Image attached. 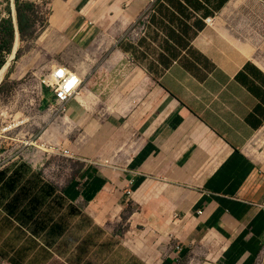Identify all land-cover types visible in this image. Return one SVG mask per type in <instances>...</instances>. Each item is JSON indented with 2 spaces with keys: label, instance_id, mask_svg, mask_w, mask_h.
Wrapping results in <instances>:
<instances>
[{
  "label": "crops",
  "instance_id": "0c3cea01",
  "mask_svg": "<svg viewBox=\"0 0 264 264\" xmlns=\"http://www.w3.org/2000/svg\"><path fill=\"white\" fill-rule=\"evenodd\" d=\"M37 2L50 9L37 39L80 55L51 81L74 72L99 89L97 116L84 90L65 106L83 124V169L63 195L116 240L101 264L120 251V264H256L264 0Z\"/></svg>",
  "mask_w": 264,
  "mask_h": 264
},
{
  "label": "rangeland",
  "instance_id": "374dc122",
  "mask_svg": "<svg viewBox=\"0 0 264 264\" xmlns=\"http://www.w3.org/2000/svg\"><path fill=\"white\" fill-rule=\"evenodd\" d=\"M21 1L37 6L32 19L35 36H39L48 25L49 7L37 0ZM10 18L18 26L16 0H0V52L4 44L2 28ZM37 38L22 40L19 36L18 50L0 84V171L13 164L26 163L46 183L58 188L57 197L64 198L66 187L83 169V163L74 158L72 151L82 141L83 124L81 119H68L66 108L58 105L53 90L42 86L41 81L57 67L73 63L80 55L72 54L73 51L67 54L66 47L58 54H50L52 41ZM14 41L11 53H4L5 63L13 53ZM21 66L23 73L16 76ZM83 90L92 97L97 116L99 89H86L83 84L80 92ZM55 200L57 204L50 213L63 218L60 225L63 230L58 235L61 238L49 239L48 246L35 249L29 234L16 231L15 226L1 225L0 264H101L106 259L116 240L92 226L82 212L83 204L71 206L67 200ZM126 258V252L120 251L116 264ZM256 264H264V248Z\"/></svg>",
  "mask_w": 264,
  "mask_h": 264
},
{
  "label": "trees",
  "instance_id": "16d2710c",
  "mask_svg": "<svg viewBox=\"0 0 264 264\" xmlns=\"http://www.w3.org/2000/svg\"><path fill=\"white\" fill-rule=\"evenodd\" d=\"M16 3L18 30L22 40L37 38L34 30L35 21L32 19L37 6L21 0H16ZM2 33L4 44L0 52V69L5 65V54L11 53L12 42L16 40V28L11 18L5 21ZM11 170L13 171L10 172ZM58 191L56 186L46 183L40 174L34 173L31 166L26 163L13 164L1 170L0 226H15L16 231L30 235L35 242V249L36 246L39 249L43 246L45 248L48 246V240H56L63 230L60 227L63 221L61 215L50 213L57 204L56 200L53 201L54 198L66 201L65 197H57ZM63 206L62 204L60 208ZM57 218L61 219L57 221ZM58 238H61V235Z\"/></svg>",
  "mask_w": 264,
  "mask_h": 264
},
{
  "label": "built area",
  "instance_id": "2783aa9c",
  "mask_svg": "<svg viewBox=\"0 0 264 264\" xmlns=\"http://www.w3.org/2000/svg\"><path fill=\"white\" fill-rule=\"evenodd\" d=\"M143 17L146 16L144 15ZM55 80L52 82L49 76L44 77L41 85L52 89L58 105L63 107L80 91L84 82L82 77L74 72L63 74L58 81ZM200 214H202L201 211Z\"/></svg>",
  "mask_w": 264,
  "mask_h": 264
},
{
  "label": "bare ground",
  "instance_id": "6f19581e",
  "mask_svg": "<svg viewBox=\"0 0 264 264\" xmlns=\"http://www.w3.org/2000/svg\"><path fill=\"white\" fill-rule=\"evenodd\" d=\"M16 38H17V39H16L17 42H16V45H15V48H13V53L11 54V56H10L8 62L5 63V65L0 69V84L2 83L4 77H5L6 73H7V70H8V68H9V66H10L11 61H12V60L14 59V57H15V56H14V53L17 52V50H18V46H19L18 36H17Z\"/></svg>",
  "mask_w": 264,
  "mask_h": 264
},
{
  "label": "water",
  "instance_id": "95a60500",
  "mask_svg": "<svg viewBox=\"0 0 264 264\" xmlns=\"http://www.w3.org/2000/svg\"><path fill=\"white\" fill-rule=\"evenodd\" d=\"M15 35L18 36V38H19V31H16ZM15 54H16V52L14 53V56H15Z\"/></svg>",
  "mask_w": 264,
  "mask_h": 264
}]
</instances>
